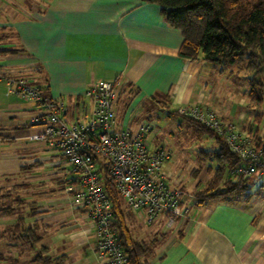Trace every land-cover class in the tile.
<instances>
[{"label": "crops", "instance_id": "obj_1", "mask_svg": "<svg viewBox=\"0 0 264 264\" xmlns=\"http://www.w3.org/2000/svg\"><path fill=\"white\" fill-rule=\"evenodd\" d=\"M182 40L181 31L166 22L161 7L148 0H0V69L9 76H28L51 98L63 99L69 119L89 109L83 110V102L91 84L119 78L115 129L133 130L141 121L152 124L151 118L163 119L164 113L185 121L173 111L200 104L214 108L222 119L237 122L243 132L251 134L255 116L250 108L243 109L247 90L236 104L220 98L211 83L235 68L217 70L204 57H181ZM40 116L36 102L9 94L0 79V127L4 131L30 126L31 134L41 131ZM4 135L12 140H0V177L22 172L28 186L24 190L34 187L35 206L31 209L35 208V217L29 225L42 235L49 254L65 256L62 264H98L93 222L66 201L65 189L76 179L66 160L44 141L21 157L18 146L5 145H18L26 136V141H35L30 135ZM204 139L211 148L216 147L213 138ZM198 168L192 169L194 180L188 184L183 169H175L178 173L163 169L174 175V186L184 189L183 204L195 207L192 216L187 208L171 232L163 219L154 225H163L167 231L149 225L150 239L144 240H155L150 261L264 264V199L248 192L247 199L246 193L233 202L211 201L199 207L192 194L208 172L201 168L195 175Z\"/></svg>", "mask_w": 264, "mask_h": 264}, {"label": "built area", "instance_id": "obj_2", "mask_svg": "<svg viewBox=\"0 0 264 264\" xmlns=\"http://www.w3.org/2000/svg\"><path fill=\"white\" fill-rule=\"evenodd\" d=\"M0 79L9 94L40 107L43 129L29 139L56 147L76 176L65 189L66 201L93 222L98 264H129L113 227V203L104 187V173L126 206L140 213L147 225L160 219L168 228L177 225L187 208L183 204L184 189L174 186L173 175L162 168L170 150L149 145L147 135L153 126L146 121L133 130L115 129L119 78L91 84L85 92L88 103L83 107L89 109L73 119L66 116L63 99L51 98L30 77L9 76L0 69ZM178 113L214 131L238 156L239 164L229 171L232 181L249 177L264 180V146L236 122L224 120L214 108L200 104L181 106Z\"/></svg>", "mask_w": 264, "mask_h": 264}, {"label": "trees", "instance_id": "obj_3", "mask_svg": "<svg viewBox=\"0 0 264 264\" xmlns=\"http://www.w3.org/2000/svg\"><path fill=\"white\" fill-rule=\"evenodd\" d=\"M148 1L158 4L166 22L181 31L183 40L178 52L181 57L191 60L204 57L214 66L221 68L245 61V69L249 71L247 76L249 86L245 92L248 106L264 105V0ZM87 103L88 100H84L83 104ZM173 112L178 113L177 110ZM182 117L196 124L209 137H213L217 144L215 148L202 149L198 152L202 165L215 162V166H208L207 169L215 178L212 177L213 180L211 179L205 187L193 192L194 203L204 207L211 201L238 200L242 194L248 192L250 182L256 178L232 181L229 171L239 164L238 156L214 131L188 117ZM260 117V113L255 114V122H252L250 132L253 138L264 146V133L261 134L259 127L255 126L260 122ZM3 131L4 129L0 127V140L11 141L12 138L1 133ZM200 170L201 168L194 169L193 173L197 175ZM103 182L113 203V227L128 256L129 264H153L150 257L154 253L155 240L146 241L132 233L129 221L133 216L130 213L128 218L129 213L123 209V205L127 208L125 201L105 173ZM248 197L247 193L245 199ZM12 209L10 206L1 205L0 217L10 214ZM14 230L16 240L36 247V253L32 258L33 264H62L65 261V256L53 257L49 254L48 246L42 242L43 237L34 225L20 226ZM0 260H5L2 254Z\"/></svg>", "mask_w": 264, "mask_h": 264}, {"label": "rangeland", "instance_id": "obj_4", "mask_svg": "<svg viewBox=\"0 0 264 264\" xmlns=\"http://www.w3.org/2000/svg\"><path fill=\"white\" fill-rule=\"evenodd\" d=\"M218 67L220 68V66H216L217 70ZM227 68L228 70H231L232 68L235 69L231 74L229 71L225 72L222 77H220L219 81L216 79V77L213 78V80H211L212 86L214 88L213 90L214 92L217 91L220 94V98H225V100H230L231 102L234 101L236 104H238L239 99L244 98L243 92L248 89L249 81L246 76H249V71L245 69V61L236 63L233 67L227 66ZM239 90H241V93H239ZM247 108H250V113H252V116L260 113L261 120L259 123H256V125L259 127L260 133L263 134L264 105L250 107L248 106V102L246 100L244 102L243 109L247 111ZM217 112L218 114L220 113L219 111ZM151 119L153 121L151 125H154V133L150 131L148 134L147 141L149 145L154 147L155 144L170 150V158L163 163V169L171 173L172 171L174 173H178L175 172V169H183L185 182L188 184L194 180V176L190 175L193 168L201 167L204 171L208 172L207 167L211 166L210 164L215 165V162H209L203 167L197 157L198 151L202 149L209 150L212 146L209 142H207V140L204 139L207 136L209 137V135L196 126V124L187 120L182 121L176 116L169 117L166 113H164L163 119ZM32 131V126H30L15 128L14 130H5L4 132L5 134L14 136L16 134L31 135ZM4 132L1 133L4 135ZM23 138L27 140V136ZM26 140L19 143L18 145L7 144L5 146H18L19 148H16V152L18 151L21 153V157L28 156V153L33 152L36 148L41 146V142L39 141L29 142ZM212 177L215 178V175L213 176V173L208 172L205 177L206 180L200 184L199 189L205 187ZM224 177L226 179V174ZM26 187L28 186L22 172H13V174L9 176L7 175L6 177H0V206L4 205L13 208L10 214L0 217V255L2 254L5 257V260H0V264H33L32 258L36 253V247H33L30 244L20 240H16L13 233L15 231L14 229L17 227L29 225L31 222H33L35 217V208L34 210L31 209L35 206V201H33L35 200L34 187L32 186L33 188H31L30 191L24 190ZM248 192L258 194L260 199H264V180H252L250 182ZM242 195L245 196L246 193ZM193 205L194 204L190 205V203L188 204L187 202L184 204V207L190 210L189 215L191 216L193 215L192 210L195 207ZM123 209L126 211V213H129L127 214L128 218L130 213L133 216V219L129 221L132 228V233L137 238L150 239L149 225L140 222L135 211L128 207H124V205ZM18 222L20 223L17 226H14V224ZM152 229L158 231H167L163 225H154L152 226ZM172 229L173 228H170L169 231H173Z\"/></svg>", "mask_w": 264, "mask_h": 264}]
</instances>
